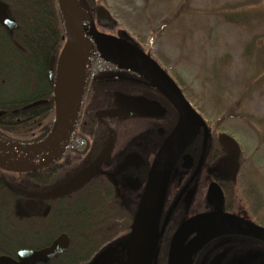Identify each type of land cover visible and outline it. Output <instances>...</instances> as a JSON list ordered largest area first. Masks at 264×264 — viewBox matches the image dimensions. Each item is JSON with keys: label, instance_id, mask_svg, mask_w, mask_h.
<instances>
[{"label": "flooded vegetation", "instance_id": "obj_1", "mask_svg": "<svg viewBox=\"0 0 264 264\" xmlns=\"http://www.w3.org/2000/svg\"><path fill=\"white\" fill-rule=\"evenodd\" d=\"M0 4L14 22L13 27L0 22L1 65L12 63L11 58L24 52V47L18 43L17 19L8 11L3 0H0ZM92 16L95 21V15ZM97 30L118 37L99 28ZM64 40L65 36L63 43ZM61 48L57 54L41 63L42 67L45 65V76H40L48 81L51 94L50 98L40 100L46 101L41 104L51 100L53 111L49 68L53 59L54 75ZM30 62L34 65V59L27 63ZM38 79L39 72L34 67L28 75H0V88L6 81L12 82L10 86L13 87L0 90V103L7 101L16 104L11 108V115L16 121H20V114L24 110L28 112L30 108L38 106L33 105L35 101H25L40 91ZM171 81L179 89L176 82ZM18 82L25 83V86L21 88ZM122 96L132 97L139 105H130ZM6 98L9 100H4ZM50 109L47 107L42 111L49 114ZM0 111V117L7 113L4 108H0ZM178 118L175 105L145 76L119 67L94 70L88 79L77 130L68 150L56 164L33 172L39 173L38 176L44 178L45 183L35 184L31 177L33 173L0 170V181L3 183L0 187V257L19 264V253L29 251L32 254L26 264H124L132 223L149 170ZM215 130L210 126L195 127L174 163L160 215L159 244L165 238L170 241L185 219L204 212L230 214L258 225L250 218L248 210L243 211L237 203L239 199L235 197L233 186H230L232 194L226 193V187L238 171L240 155L235 140L229 135L220 136ZM29 135L32 137L35 132L30 131ZM224 136L230 137L235 146L226 143ZM99 158L101 161L96 172L78 188L59 196H38L68 186ZM230 167L231 173L227 174ZM214 187L220 193V208L213 195ZM126 202L134 206L133 212L126 209ZM184 206L186 211L181 217L178 213ZM118 220L121 223L114 226ZM62 236L67 240L66 247L52 257L45 255L43 251ZM118 236L124 237V249H107L108 244ZM191 237L193 234L187 240ZM256 243L257 239L247 236L220 235L197 252L191 264H258V257L254 261L250 257ZM167 251L168 247L166 258ZM261 253L264 254L263 251ZM154 262L155 257L152 264Z\"/></svg>", "mask_w": 264, "mask_h": 264}, {"label": "rangeland", "instance_id": "obj_2", "mask_svg": "<svg viewBox=\"0 0 264 264\" xmlns=\"http://www.w3.org/2000/svg\"><path fill=\"white\" fill-rule=\"evenodd\" d=\"M92 6L113 20L106 27L94 21L97 28L144 47L176 82L199 117L196 128L210 126L235 140L240 161L233 192L243 211L264 225V0H93ZM125 207L134 211L131 203ZM187 237L182 245L193 238ZM123 238L107 249H124ZM167 239L154 264H165ZM261 251L250 255L258 264H264Z\"/></svg>", "mask_w": 264, "mask_h": 264}, {"label": "water", "instance_id": "obj_3", "mask_svg": "<svg viewBox=\"0 0 264 264\" xmlns=\"http://www.w3.org/2000/svg\"><path fill=\"white\" fill-rule=\"evenodd\" d=\"M58 2L65 22L66 35L56 60L54 75L53 59L50 61L49 74L55 111L51 131L42 141L27 145L11 142L0 136V170L12 173H33L56 164L63 157L75 136L88 79L94 70L104 67H119L145 76L171 100L179 113L175 128L161 146L149 170L145 190L131 227L124 261V264H152L161 235L159 221L169 177L174 163L190 138L199 117L176 85L149 55L125 39L109 36L97 30L95 23L104 27L113 24L106 9L102 6L88 7L85 0H58ZM93 14L95 23L92 18ZM0 22L10 27L14 26L13 20L7 16L4 6L1 4ZM81 45L99 50V58L86 64L69 65L73 51ZM81 71L86 72L83 87L73 100L69 101L63 77L67 73ZM122 99L129 102L130 105H139L134 102L132 97L122 96ZM43 102L46 101L38 100L33 105ZM223 140L231 147L235 146L230 137L224 136ZM100 161L101 158L74 178L68 186L57 188L49 193L38 194V196H59L78 188L96 172ZM230 173L231 167L227 174ZM213 195H215L217 207L220 208L221 197L216 187L213 188ZM207 219H221L231 229L215 235L207 233L199 237L192 227ZM193 232L195 236L188 243L182 245L185 238ZM225 234H241L264 241L263 226L221 212L199 213L185 219L172 234L168 245L166 264L177 263L178 249L189 252L186 264H190L192 256L201 247L211 239ZM63 237H59L43 253L52 257L62 251L67 245V240ZM146 242H148V249L145 251ZM31 254L32 252L29 251L20 252L21 262L19 264H26L27 258ZM0 264L15 263L8 258L0 257Z\"/></svg>", "mask_w": 264, "mask_h": 264}, {"label": "trees", "instance_id": "obj_4", "mask_svg": "<svg viewBox=\"0 0 264 264\" xmlns=\"http://www.w3.org/2000/svg\"><path fill=\"white\" fill-rule=\"evenodd\" d=\"M3 1L7 4L8 11L11 13V15L17 19L18 43H20L24 47V52H19V55L17 57L11 58L12 63L8 62L1 64L0 75H28L31 73V70L34 67V69L38 70L39 72V79L37 81V84L39 85L40 91H37L32 96H29L25 99V101L33 102L45 97L50 98V85L46 78L42 79L40 76H45V65L42 67L41 63L43 60L46 61L51 55L57 54L59 49L62 47L63 38L66 35L65 22L59 6V2L58 0ZM85 1L89 7H93V0ZM30 21H32V23H30ZM114 35L131 42L151 57L150 53H148L144 47H142L132 39L119 33H116ZM32 59H34V65L33 63L31 64V62L27 63ZM11 83L9 81L4 82L0 90L3 91L7 89H13V87L10 86ZM18 84L21 86V88L25 86V83L18 82ZM4 100L9 99L6 98ZM15 105L16 104H11V102L7 101L0 103V108H4L7 111L5 115H2L0 117L1 137L11 142L16 141L23 143H38L48 136L51 131L54 119V111L52 109L51 100H49L47 104H40L33 107L32 109L30 108L28 112L27 110H24L22 112L23 114H20V121H16L15 117L11 115V108ZM47 107L51 108L50 112L49 114H44L42 110H46ZM25 118H28V120H26ZM30 131H34L35 135L31 137V135H29ZM38 175L39 173H33L31 176L33 178L32 181L37 185H43L45 183L44 178ZM2 186L3 183L0 181V187ZM230 186H233L232 182L229 183L228 187H226L227 195L228 193L232 194V188ZM255 222L258 225H262L261 222L257 220H255ZM210 241H208L207 243H209ZM203 247H201L197 252L202 250ZM256 247H259V249L264 248V241L257 239ZM195 254L193 256H195ZM162 261L163 260H161V262Z\"/></svg>", "mask_w": 264, "mask_h": 264}, {"label": "bare ground", "instance_id": "obj_5", "mask_svg": "<svg viewBox=\"0 0 264 264\" xmlns=\"http://www.w3.org/2000/svg\"><path fill=\"white\" fill-rule=\"evenodd\" d=\"M100 52L95 48H90L88 46H78L72 53V56L69 61V65L74 64H86L89 62L95 61L99 58ZM86 78V72H71L67 73L63 77V83L65 87V91L69 101H72L78 91L83 87L84 81ZM196 232L197 235L203 236L205 234L215 235L217 233L228 231L229 228L225 221L221 219H210V220H202L195 224L192 227ZM148 249V242L145 244V251ZM189 252L185 250L178 249L177 250V263L176 264H186L188 259Z\"/></svg>", "mask_w": 264, "mask_h": 264}]
</instances>
